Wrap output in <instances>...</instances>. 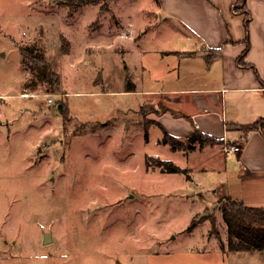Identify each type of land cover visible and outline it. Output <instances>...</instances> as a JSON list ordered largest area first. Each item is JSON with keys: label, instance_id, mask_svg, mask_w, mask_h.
Masks as SVG:
<instances>
[{"label": "rangeland", "instance_id": "374dc122", "mask_svg": "<svg viewBox=\"0 0 264 264\" xmlns=\"http://www.w3.org/2000/svg\"><path fill=\"white\" fill-rule=\"evenodd\" d=\"M80 1L0 0V264H128L136 253L150 264H264V251L230 249L239 238L223 218L226 193L207 186L223 170L199 171L204 154L187 173L148 161L174 152L159 126L152 141L146 133L147 91L164 86L152 78L174 59L155 1Z\"/></svg>", "mask_w": 264, "mask_h": 264}, {"label": "crops", "instance_id": "0c3cea01", "mask_svg": "<svg viewBox=\"0 0 264 264\" xmlns=\"http://www.w3.org/2000/svg\"><path fill=\"white\" fill-rule=\"evenodd\" d=\"M153 1L170 32L165 38L173 39L163 52H172L174 59H166L163 73L152 78L165 80L164 86L147 91L144 104L155 107L146 114L153 120L146 127L149 139L152 141L150 129L156 125L182 141H187L195 130L221 141L191 151L173 149L168 156H151L194 169L189 160L204 154L208 162L201 164L199 171L225 173L207 186L214 191L221 186L226 196L248 206L264 207V133L244 128L264 118V0H243L252 14L249 31L246 14L235 10L238 0ZM146 31L140 32L138 40L149 34ZM185 36L187 42L181 47L178 38ZM131 39L134 41V36ZM213 53L216 57L208 62L207 55ZM128 72L130 82L135 73ZM136 78L141 81L142 73ZM131 85L138 86L136 80ZM131 91L137 90H126ZM158 140L163 141L160 135ZM234 144L240 150L227 153L225 146ZM190 173L194 177L193 171ZM128 264H150L149 255L132 254Z\"/></svg>", "mask_w": 264, "mask_h": 264}, {"label": "trees", "instance_id": "16d2710c", "mask_svg": "<svg viewBox=\"0 0 264 264\" xmlns=\"http://www.w3.org/2000/svg\"><path fill=\"white\" fill-rule=\"evenodd\" d=\"M90 0H81L79 5L90 3ZM246 2L243 0H238L235 4V10L240 13L246 14L245 24L247 31H249L250 20L252 18V14L250 9L246 7ZM248 47L250 45V39L247 36ZM23 51L26 53L27 58L30 62L37 63L42 69H44L49 77H55L57 83H60V76L56 70L53 69L52 63L46 61L43 54H33L31 51H28L27 48L23 47ZM65 50H69L68 43L65 44ZM208 62H211L216 55L208 54ZM126 89L127 90H137L135 86L129 85L128 79L126 81ZM246 130L249 129H261L264 133V118L252 123L248 124V126L244 127ZM166 132V131H165ZM147 137H149L148 130L146 129ZM198 141L201 146H204L205 143H219L221 139H216L206 134L205 132H200L195 130V132L189 137L187 141H182L176 137H172L168 132L165 133L163 138V142L169 144L173 149H181L188 151L194 147L193 143ZM157 159V165L161 166L165 170L175 173V172H183L187 173V169L181 167L176 162L171 160L163 159L156 156H150L149 162H152L151 159ZM221 208L223 213L224 221L227 222L229 228V234L231 237H238L239 241L235 244H232L230 249L234 251H253L260 250L264 251V207L259 206H248L245 205L242 201L238 199H234L230 196H225L224 200H221ZM208 218V216H204L201 219L193 218L191 220L192 224L189 227V230L192 229L199 224L200 221H204ZM213 227H216V222L213 220ZM224 245V244H223Z\"/></svg>", "mask_w": 264, "mask_h": 264}, {"label": "built area", "instance_id": "2783aa9c", "mask_svg": "<svg viewBox=\"0 0 264 264\" xmlns=\"http://www.w3.org/2000/svg\"><path fill=\"white\" fill-rule=\"evenodd\" d=\"M50 102H52V99H50ZM238 150H240V146L236 145V144H234V145H226L225 146V151L227 153H233L234 151H238Z\"/></svg>", "mask_w": 264, "mask_h": 264}, {"label": "water", "instance_id": "95a60500", "mask_svg": "<svg viewBox=\"0 0 264 264\" xmlns=\"http://www.w3.org/2000/svg\"><path fill=\"white\" fill-rule=\"evenodd\" d=\"M58 106H59L60 110H63L62 104H59ZM50 236H51L50 233L47 232L46 235H45V241H49L50 238H51Z\"/></svg>", "mask_w": 264, "mask_h": 264}]
</instances>
